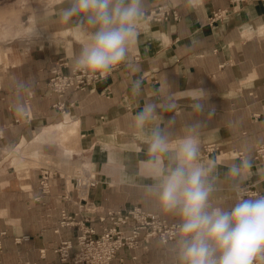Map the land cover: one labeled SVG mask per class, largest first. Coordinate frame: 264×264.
Masks as SVG:
<instances>
[{
    "label": "crops",
    "instance_id": "crops-1",
    "mask_svg": "<svg viewBox=\"0 0 264 264\" xmlns=\"http://www.w3.org/2000/svg\"><path fill=\"white\" fill-rule=\"evenodd\" d=\"M19 1L14 5L21 10L28 6L26 0ZM58 3L68 7L67 2ZM164 4L177 6L180 19L158 23L143 18L127 60L106 76L97 74L84 88L69 89L62 108L56 106L59 97L48 84L52 68L65 62L63 72L74 69L73 61L87 40L84 32L74 22L61 21L60 11L51 15L42 7L33 23L42 34L35 36L34 45L29 36L19 45L11 44L10 63L0 70V264H74L62 260L57 249L64 241L75 249L79 224L98 231L109 226V220L99 219L109 210L140 207L179 223L147 190L154 183L149 178L148 141L160 121L141 129L134 120L145 103H160L168 93L176 94L178 110L158 112L165 122L175 120L170 129L175 136L183 135L186 123L203 125L200 163L216 162L212 203L226 209L235 204L238 195L227 171L246 154L252 167L242 184L264 195V165L254 159L256 146L264 142V0H145V15ZM220 9H229V15L210 24ZM25 14L28 10L22 11V20ZM7 28L6 36L15 37L17 29ZM137 79L142 80L139 95L132 91ZM18 82L30 87L19 92ZM192 90L206 94L203 112L197 115L192 114L194 101L189 97L199 93ZM18 97L27 109L23 114L13 109ZM68 132L79 134L75 145L62 138ZM52 136L63 155L45 148ZM210 145L216 149L208 154L205 147ZM235 151L244 156L226 158ZM45 155H52L51 163ZM30 156H42V165L20 173L17 167ZM87 168L96 184L78 189L77 180ZM62 210L72 216V223H62ZM176 239L163 242L155 237L122 249L112 264L175 263Z\"/></svg>",
    "mask_w": 264,
    "mask_h": 264
},
{
    "label": "clouds",
    "instance_id": "clouds-1",
    "mask_svg": "<svg viewBox=\"0 0 264 264\" xmlns=\"http://www.w3.org/2000/svg\"><path fill=\"white\" fill-rule=\"evenodd\" d=\"M67 4L60 9L61 21L74 22L87 37L73 61L74 70L106 76L127 60L129 46L137 40L145 16V0H67ZM37 29L33 25L32 35L36 37ZM141 85L142 80L133 81V93L139 95ZM29 87L25 82L16 84L19 92ZM189 92L199 93L189 97L194 101L192 114L202 113L206 94L203 90ZM175 96L168 93L160 103H145L134 120L141 129L160 121L151 129L148 141L149 178L154 183L147 190L164 212L179 218L175 241L178 264H264V195L238 196L227 209L212 203L217 191L216 162L200 163L202 123L184 124L183 135L177 137L170 131L175 120L165 122L158 112L178 110ZM13 109L18 114L27 110L20 97ZM251 167L247 154L229 166L227 176L234 181V192L243 191L241 184Z\"/></svg>",
    "mask_w": 264,
    "mask_h": 264
},
{
    "label": "built area",
    "instance_id": "built-area-1",
    "mask_svg": "<svg viewBox=\"0 0 264 264\" xmlns=\"http://www.w3.org/2000/svg\"><path fill=\"white\" fill-rule=\"evenodd\" d=\"M237 4V1H235ZM229 9L217 10L210 17V24H214L229 15ZM145 20L153 22H165L167 20H179L180 13L177 6L172 4L158 5L152 9ZM60 63L52 68V76L49 80L50 89L59 97L56 106L62 108V98L71 88H84L98 75H92L82 71L72 70L70 73L63 72ZM215 145L205 147L206 153H213ZM237 156H244L238 153ZM254 159L257 164L264 165V142L256 146ZM49 173L43 175L42 185L47 186L46 179ZM96 184L95 175L87 168L77 180L78 189H85ZM243 191L238 196H258L260 192L252 185L241 184ZM100 221L109 220L110 225L98 231L94 226L79 224L81 234L75 245L70 241H64L57 249L62 260H71L74 264H112L120 250L135 248L141 243H149L152 238L158 237L163 242H168L177 236L176 227L178 222H169L158 213H151L140 207L131 209L109 210L106 215L100 216ZM72 216L66 210H62V223H72ZM73 250L71 253L70 250ZM30 264V263H26Z\"/></svg>",
    "mask_w": 264,
    "mask_h": 264
},
{
    "label": "rangeland",
    "instance_id": "rangeland-1",
    "mask_svg": "<svg viewBox=\"0 0 264 264\" xmlns=\"http://www.w3.org/2000/svg\"><path fill=\"white\" fill-rule=\"evenodd\" d=\"M19 0H0V70L7 64L10 63L9 61V53L8 51L10 50L11 44H20L23 41H27V36H29V41H31V44L34 45L35 42V36L32 35V25L33 23H37L38 17L36 16V12L38 9H42V7L46 8V12L48 14L56 13L60 11L62 7L59 6L58 2H67V0H24L27 2V5L23 10H21L20 5H14L17 3ZM20 2V1H19ZM39 4V5H38ZM57 4V5H54ZM28 10V14L23 15V20H22V11L25 12ZM29 19L28 23L24 22V20ZM28 24V28H27ZM6 25L11 26L13 25L14 29H17L15 32L13 38H10V36H6L7 30L10 28L6 29ZM23 30V32H21ZM25 30V31H24ZM27 30V32H26ZM39 35L42 34V31H38ZM67 139V141H70L72 144L75 145L77 142L76 140L79 138V134L76 132H72L71 134L68 132L67 135L62 136V138ZM59 141L55 140L54 137L52 136L49 138L45 145V148H49L48 152L50 150L51 154L55 152L57 155L59 152L63 155V150L59 149L58 144ZM63 145V144H62ZM48 146V147H47ZM20 150L19 147L15 149V152ZM47 150V149H46ZM80 150V149H79ZM78 152V151H76ZM14 154V152H13ZM238 155V152H230L227 154V157H235ZM45 161H49L48 163L52 162V155H45ZM43 161L42 156L35 158L30 156V159L28 161L24 162L23 165L17 167L19 169L20 173L28 171L31 167H37L41 166ZM17 169V170H18ZM171 264H178V261L175 263Z\"/></svg>",
    "mask_w": 264,
    "mask_h": 264
}]
</instances>
